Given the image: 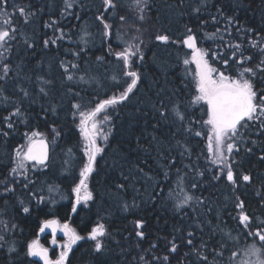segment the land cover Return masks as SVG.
Returning a JSON list of instances; mask_svg holds the SVG:
<instances>
[{
  "label": "trees",
  "instance_id": "1",
  "mask_svg": "<svg viewBox=\"0 0 264 264\" xmlns=\"http://www.w3.org/2000/svg\"><path fill=\"white\" fill-rule=\"evenodd\" d=\"M148 2V9L140 13L132 7V0H116L117 8L104 13L106 22L112 26L111 35L105 36L103 25L96 20L104 12L103 0H75L74 7L69 10L72 14L66 16L61 15L64 0H8L9 5L30 6L35 16L25 24L23 18L16 15L15 25L20 31L11 51L4 53L11 61L12 72L6 82L0 81L3 89L0 92V129L9 132L8 137L0 135V221L4 222L0 224V234L7 240V243L0 241L3 245L0 247V264H34L35 260L25 254L26 245L39 238L42 221L50 218L64 223L70 220V226L83 237H87L97 223H104L111 234L104 239L105 248L100 253L94 251L93 241H78L69 254L68 264H143L140 256L145 255V250L152 244L157 247L147 256L149 260L152 255L168 256L167 264H199L192 247L186 243L188 232L194 233L193 243L197 248H201L202 242L207 245L201 250L208 255L210 264H240L243 250L248 245L255 242L259 246L258 240L244 235L247 230L239 224V209L235 208V203L237 197L244 201L254 225L264 221V160L260 158L264 156V133H259L255 125L242 130L245 142L240 145L239 154L232 158L235 161L233 168L237 175L251 174L253 180L241 182L234 191L224 180L214 179L219 167L207 158L206 136L195 137L185 132L172 109L179 105L189 118L206 119L199 105L190 104L195 95L191 83L195 65L183 64L185 58H191V50L181 42L187 34L186 28H191L197 35L199 47L209 53L221 52L223 58H227L231 50L219 39L206 38V34L228 26L231 36L225 35V41L241 43L245 55L253 57L251 66H255L264 57L250 46L249 40L264 38V0ZM197 8L199 12L195 11ZM7 10L13 11L11 7ZM136 13L144 17L140 24H136L139 23ZM120 15L130 17L128 23H121ZM213 17L218 22H214ZM227 17H233L234 23L227 25ZM51 20L57 21V27L66 35L56 45L46 48L43 45L45 38L61 35L59 31L54 33L53 29L45 27ZM246 29L253 31L246 33ZM257 33L259 37L255 35ZM157 34L169 35V42L156 41ZM82 36L87 40L86 44L81 43ZM125 41H143L144 59L138 62L141 81L129 100L109 109L111 122L103 125L110 132L109 139L98 141L105 151L98 155L96 170L88 180L93 200L87 204L82 202L72 214L75 194L71 190L78 183L82 137L78 121L74 122L71 105L77 102L87 105L90 100L95 102L97 97L104 99L118 94L113 77L119 78L122 62L116 59L115 53L127 46ZM28 44L33 47L29 48ZM75 52L80 53L79 57L73 55ZM61 61L66 65L68 62L79 65L78 69L72 70L76 79H66ZM213 66L225 70L222 59ZM235 68L230 61L227 71L234 73ZM80 76L90 82L80 81ZM260 76L264 77V73ZM257 84L259 86V79ZM20 88L28 95L24 96ZM41 88L47 95L40 92ZM73 93L80 95L74 97ZM4 96L10 99L4 101ZM15 107L21 109L22 115L13 118L14 129H7L2 118ZM165 108L167 119L161 118L158 111ZM184 125H189L187 119ZM53 127L60 136L52 134ZM191 127L207 131L200 124L193 123ZM33 131L43 133L50 142L48 167L35 169L29 163L24 175L12 173L15 152L26 144L25 133L31 135ZM253 140L255 144L251 143ZM247 148L252 151L247 152ZM69 149H72L71 154ZM173 160L175 167H171ZM177 169H180L182 180L177 178ZM165 171L169 174L167 179L163 175ZM200 172L204 174L198 175ZM26 183L27 188L24 187ZM193 183L197 184L196 188L191 187ZM119 184L124 188L118 189ZM157 184H170V189L179 198L185 193L193 195L191 206L178 210L176 201L169 199L167 189L153 199V192H159ZM5 185L15 190L5 192ZM51 185H55L56 190L50 193ZM59 195L65 198L61 199ZM40 196L43 201L38 199ZM125 203L129 205L127 210L123 209ZM22 207H28L29 213H24ZM138 219L144 222L141 229L135 227ZM5 224L9 225L7 231H4ZM11 225L16 227L13 229ZM136 231L145 233L143 240L136 236ZM229 234L233 239H228ZM174 238L178 249L169 253V242ZM50 239V235L39 238L47 246ZM221 241L239 255L231 260V251L222 257L209 255ZM11 246L15 247V252H9ZM55 250H50L54 257Z\"/></svg>",
  "mask_w": 264,
  "mask_h": 264
},
{
  "label": "snow or ice",
  "instance_id": "2",
  "mask_svg": "<svg viewBox=\"0 0 264 264\" xmlns=\"http://www.w3.org/2000/svg\"><path fill=\"white\" fill-rule=\"evenodd\" d=\"M74 4L75 0H64V10L61 15H71L72 13L69 10L74 7ZM103 5L104 12L98 15L96 20L103 25L104 35L110 36L112 26L106 22L104 13L117 8L116 0H103ZM8 7H11L13 11L9 12L7 10ZM132 7L143 13L145 9H148L149 2L148 0H132ZM195 11L199 12L200 9L197 8ZM16 15L23 18L24 23L27 24L31 22V18L35 16V13L31 11L30 6L15 3L9 5L8 0H0V50H2L0 51V81L2 82H6L9 79V74L12 72L11 61L8 60L4 53L11 51L13 43L17 39V34L20 31L19 27L15 25ZM76 18L79 19V17ZM118 19L121 23H128L130 17L120 15ZM138 19L143 20V15H139ZM212 19L214 22H218L216 21V17ZM226 20L227 25L234 23L233 17H227ZM45 27L53 29L54 33L59 31L61 35L45 38L43 40L44 47L56 45L57 41L64 39L66 34L63 32V29L57 27V21L51 20L50 22H46ZM245 31L248 33L253 30L246 29ZM237 32H240L239 28ZM186 33L182 37L181 42L191 50V58H185L183 64L185 66L195 65L191 71V83L194 85L195 95L190 104L199 105L202 110V116H206V119L193 120L189 118L184 111H181L179 105L173 106L172 113L185 132L192 133L195 137L206 136L207 158L213 165L219 167V172L214 176V179L217 181L224 180L235 191L241 182L251 183L253 180L251 174L237 175L233 168L235 161L232 158L234 154H239L240 145L245 142L242 130H246L250 125H255L259 133H264V77L260 76L261 73H264V58L260 59L259 63L255 66H251L253 57L245 55L241 43L232 44L230 41H225V35L231 36L228 26L223 30L217 28L216 32L206 34V38L212 40L219 39L227 49L231 50V54L227 58H223L221 52L213 51L209 53L207 49L199 47L197 35L191 28H186ZM85 34L87 35L86 32ZM255 35L259 37L258 33ZM133 39L139 40V37H134ZM155 40L167 43L170 40V36L167 34H157ZM81 43H87V40L83 36L81 37ZM142 43L143 41H140V43L125 41L127 46L115 53L116 59L122 62V71L118 74L119 78L117 76L113 77L115 81L114 87L119 89L118 94L113 93L104 99L97 97L95 102L90 100L87 105L79 102L71 105L74 122L78 121L77 127L82 137V153L78 161L80 165L78 183L71 190L75 194V200L71 206L73 213L77 212V206L82 202L87 204L93 200V193L89 190L88 180L96 170L98 155L105 151L98 141L102 139L104 142H107L109 139L110 132L106 131L103 127L105 123L111 122L112 118L109 114V109L129 100L131 95L135 94L134 90L138 89V84L141 81L138 62H142L144 59L141 51ZM249 44L264 57V38L250 39ZM28 47L31 48L33 45L28 44ZM109 54L111 55L112 53L110 52ZM73 55L79 57L80 53L75 52ZM98 59L101 58L98 57ZM210 59L212 63L209 62ZM218 59H222L225 70L213 66V63ZM230 61L236 66L234 73L227 71ZM60 66L64 69L63 75L68 81L76 79L72 70L78 69V64L68 62L66 65L64 61H61ZM185 71L187 72L188 69L186 68ZM258 79L259 86L257 84ZM79 80L84 83L90 82L86 81L83 76H80ZM20 91L23 92L24 96L28 95L25 89L20 88ZM0 92H3L2 88H0ZM40 92L47 95L44 88H41ZM73 95L74 97L79 96L80 93H73ZM9 99L7 96L3 97L4 101H8ZM158 111L161 118L167 119L166 108L163 111L158 109ZM21 115V109L15 107L9 115L2 118V122L7 129H14L13 118ZM186 119L189 121L187 127L184 125ZM193 123L200 124L201 128L206 127L207 131L194 130L191 127ZM52 134L60 136L61 133L53 127ZM0 135L8 137L9 132L0 129ZM25 139L26 144L21 145L15 152V167L11 169V172L24 175L28 171L29 163L33 168L46 169L48 167L49 154L48 143L44 139V134L38 131H33L31 135L25 133ZM251 143L255 144L256 141L253 140ZM185 150L189 151L188 149ZM246 151L250 153L252 149L247 148ZM68 152L71 154L72 149H69ZM260 158L264 160V156ZM171 167H175V160L171 161ZM203 174L202 172L198 173L201 176ZM163 175L167 179L169 174L165 171ZM177 178L179 180L183 179L180 176V169H177ZM25 179L27 180L26 176ZM24 187L27 188L28 184L26 183ZM191 187L196 188L197 184L193 183ZM117 188L123 189L124 185L119 184ZM157 188H159V192L154 191L152 198L155 199L157 196L163 195L167 189L169 199L176 201L175 207L178 210L185 206H191V201L194 199L193 195L189 193H185L182 198L175 196L170 189V184H157ZM14 190V188H8L5 185V192ZM48 190L51 193L56 190V186L51 185ZM32 194L36 195V193ZM64 198L61 196V199ZM38 199L40 201L44 200L42 196L38 197ZM198 202L203 203V201ZM128 208L129 205L125 203L123 209L127 210ZM235 208L239 209L237 215L239 224L247 230L244 235L246 237L250 236L254 241L258 240L260 242L259 246L254 242L243 250L240 264H264V221H261L259 225H254L252 217L245 210L244 201L240 200L239 197L236 198ZM29 211L28 207H23L24 213H29ZM0 224H4V222L0 221ZM143 226L144 222L142 220L138 219L135 221L136 229H141ZM10 227L14 229L16 225H11ZM8 228L9 225L5 224L4 231H7ZM253 228H255V231L252 230ZM46 229L51 231L52 238L50 243L54 246L58 244L56 238L57 232L63 233L64 242L59 244L61 251L56 259H52L49 255V248L43 246L39 239H33L27 243L25 254L27 257L38 258L34 264H39V262H42V264H68L69 254L73 251V246L83 239L93 241L94 251L100 253L105 248L104 239L111 235L104 223H97L91 228L87 237H83L74 228H71L68 223H61L56 218L42 221L39 232L43 233ZM135 234L141 240L144 239L145 233L143 231H136ZM193 237L194 233L188 232L186 238L187 245L192 247L193 254L199 259V264H210L208 255L204 254L201 250V248H207V245L202 242L201 248H197L193 243ZM228 239L231 240L233 237L229 234ZM0 241L7 243L5 235L0 234ZM169 243L171 245L168 249L169 253L177 252L178 245L175 238ZM2 246L0 244V247ZM156 247V244H152L148 250H145V255L140 256L143 264H167L168 256L161 258L152 255L151 260L147 258L152 253V249ZM8 250L9 252L16 251L14 246L9 247ZM228 251L231 250L226 246L224 241H221V243L213 248L209 255H212L214 258L222 257ZM237 255H239L237 252L231 251L230 260Z\"/></svg>",
  "mask_w": 264,
  "mask_h": 264
},
{
  "label": "water",
  "instance_id": "3",
  "mask_svg": "<svg viewBox=\"0 0 264 264\" xmlns=\"http://www.w3.org/2000/svg\"><path fill=\"white\" fill-rule=\"evenodd\" d=\"M44 139H45L46 142L48 143V154H49V161H50V155H51V146H50V142H49V140H48L46 137H44ZM49 161H48V163H49ZM79 206H80V205L77 206V210H78ZM72 214H75V213L72 212ZM59 221H60V220H59ZM65 223H68L69 226H70V220L66 221ZM70 227H71V226H70ZM46 235H50V237H51V231H50L49 229H46L43 233L39 232V238H43V237L46 236ZM51 238H52V237H51ZM56 238H57V239L64 238V237H63V233H61V232H57V236H56ZM49 255H50V258H52V259H56V258H53L50 249H49ZM33 259H34L35 261L38 260V258H33ZM39 263L42 264V262H39Z\"/></svg>",
  "mask_w": 264,
  "mask_h": 264
},
{
  "label": "rangeland",
  "instance_id": "4",
  "mask_svg": "<svg viewBox=\"0 0 264 264\" xmlns=\"http://www.w3.org/2000/svg\"><path fill=\"white\" fill-rule=\"evenodd\" d=\"M136 15L139 16V15H141V14H137V13H136ZM140 23H141V20L139 19V23H136V24H140ZM35 169H37V168H35ZM61 223H64V222H61ZM71 227L73 228L72 225H71ZM37 239H39V238H37ZM39 241H40V240H39ZM50 241H51V239H50ZM50 241H49V242H50ZM57 241H58V244L55 245V246L52 245L51 243L49 244V246L44 245V244H42L41 242H40V243H41L43 246L49 248L50 250L56 249V250H55V257H57V256L59 255L60 251H61V249H60V247H59V244H61V243L64 242V238H62V239H57Z\"/></svg>",
  "mask_w": 264,
  "mask_h": 264
},
{
  "label": "bare ground",
  "instance_id": "5",
  "mask_svg": "<svg viewBox=\"0 0 264 264\" xmlns=\"http://www.w3.org/2000/svg\"><path fill=\"white\" fill-rule=\"evenodd\" d=\"M118 12V11H117ZM84 22V21H83ZM78 29V28H77ZM90 30V29H89ZM80 42V41H79ZM180 53V52H179ZM180 57V56H179ZM182 71V70H181ZM82 72V71H81ZM81 74V73H80ZM79 76V75H78ZM77 78V77H76ZM83 85V83H81ZM72 88V87H71ZM80 91V90H79ZM81 97V96H80ZM28 191V190H26ZM25 196V195H24ZM60 196V195H59ZM61 197V196H60ZM25 199V198H24ZM22 204V203H21ZM23 208V207H22ZM102 222V221H101ZM16 239V238H15ZM12 240V239H11ZM10 243V242H9ZM12 244V243H11ZM13 245V244H12Z\"/></svg>",
  "mask_w": 264,
  "mask_h": 264
},
{
  "label": "flooded vegetation",
  "instance_id": "6",
  "mask_svg": "<svg viewBox=\"0 0 264 264\" xmlns=\"http://www.w3.org/2000/svg\"><path fill=\"white\" fill-rule=\"evenodd\" d=\"M53 258H56V257H53Z\"/></svg>",
  "mask_w": 264,
  "mask_h": 264
}]
</instances>
